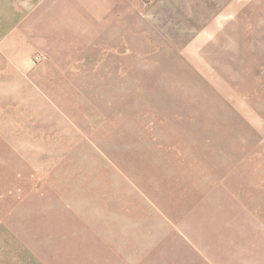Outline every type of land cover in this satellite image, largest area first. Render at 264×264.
Returning <instances> with one entry per match:
<instances>
[{
    "label": "rangeland",
    "instance_id": "374dc122",
    "mask_svg": "<svg viewBox=\"0 0 264 264\" xmlns=\"http://www.w3.org/2000/svg\"><path fill=\"white\" fill-rule=\"evenodd\" d=\"M31 11L0 50V264L22 226L64 228L66 179L97 175L168 220L148 264H212L208 241L264 264V0Z\"/></svg>",
    "mask_w": 264,
    "mask_h": 264
},
{
    "label": "crops",
    "instance_id": "0c3cea01",
    "mask_svg": "<svg viewBox=\"0 0 264 264\" xmlns=\"http://www.w3.org/2000/svg\"><path fill=\"white\" fill-rule=\"evenodd\" d=\"M39 2L0 0V50L6 45L10 50L11 44L15 46L4 40L18 37L25 18ZM69 179L76 183L59 194L74 201L64 228L40 227L26 238L22 226L15 246L8 250V260L17 258L16 264H148L164 234L170 233L168 220L155 216L154 199L127 188L120 177ZM86 180L91 188L81 183ZM204 243L212 264H227L223 256L217 255L216 242ZM261 246L258 249H264V244Z\"/></svg>",
    "mask_w": 264,
    "mask_h": 264
},
{
    "label": "built area",
    "instance_id": "2783aa9c",
    "mask_svg": "<svg viewBox=\"0 0 264 264\" xmlns=\"http://www.w3.org/2000/svg\"><path fill=\"white\" fill-rule=\"evenodd\" d=\"M36 60H40V56L39 55L36 56Z\"/></svg>",
    "mask_w": 264,
    "mask_h": 264
}]
</instances>
